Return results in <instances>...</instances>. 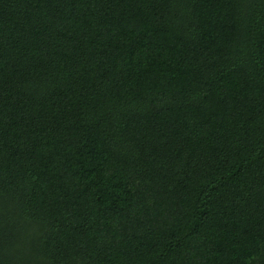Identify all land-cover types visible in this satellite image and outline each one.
<instances>
[{
	"label": "trees",
	"instance_id": "obj_1",
	"mask_svg": "<svg viewBox=\"0 0 264 264\" xmlns=\"http://www.w3.org/2000/svg\"><path fill=\"white\" fill-rule=\"evenodd\" d=\"M0 264H264V0H0Z\"/></svg>",
	"mask_w": 264,
	"mask_h": 264
}]
</instances>
